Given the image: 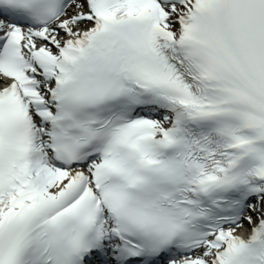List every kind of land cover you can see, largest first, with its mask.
Segmentation results:
<instances>
[{"label": "snow or ice", "instance_id": "obj_1", "mask_svg": "<svg viewBox=\"0 0 264 264\" xmlns=\"http://www.w3.org/2000/svg\"><path fill=\"white\" fill-rule=\"evenodd\" d=\"M0 264H264V0H0Z\"/></svg>", "mask_w": 264, "mask_h": 264}]
</instances>
